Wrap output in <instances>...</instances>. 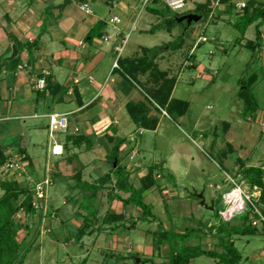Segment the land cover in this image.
Wrapping results in <instances>:
<instances>
[{"label": "rangeland", "instance_id": "1", "mask_svg": "<svg viewBox=\"0 0 264 264\" xmlns=\"http://www.w3.org/2000/svg\"><path fill=\"white\" fill-rule=\"evenodd\" d=\"M3 1L0 0V15L4 13ZM199 2L203 0H189L186 7L178 12L166 7L162 13L153 14L148 8L160 10V7L147 4L143 8L142 0H134L131 21L128 22L123 14L115 10L108 14L106 5L90 1L105 28L111 26L108 22L111 15L120 16L122 22L116 25L125 27L124 34H128L124 36L127 44L123 46L122 55L136 50L137 44L150 48L145 54L147 59L152 62L155 58V63L158 61L159 67L169 77L159 84L174 79L170 98L185 101L188 107L182 116L170 113L166 107L161 109L151 99L153 88L142 85L144 97L152 104L146 98L143 103L151 106L152 115L157 118L156 129L144 131L141 135L138 130L133 131L131 135L136 138L138 152L132 162L128 157L122 158L128 151L126 149L118 150L117 156L119 165L125 163V171L133 175L129 182L135 187L140 186L141 178L148 171L152 172L158 185L145 193L144 201L152 205L151 212L155 218L141 221V211L131 205V216L114 233L102 223L108 212L117 214L118 207L123 206L116 199L108 200L113 183L101 188L91 206L88 199L91 191L69 190L65 183H52L50 165L46 166L48 171L45 172L46 147L51 144L48 129L40 130L39 143L34 149L30 145L27 148L28 153L37 157V173L33 168L31 171L26 168L25 158L17 149L19 142L10 137L4 143L13 148L9 162L18 161L26 168L24 174L15 172L13 178L21 186L42 182L45 177L50 180L43 197L35 200L39 211L28 215L19 210L14 217L21 246L30 244L22 264H81L83 260L85 264H161L168 260V244L165 240L158 244L156 240L161 229L169 228L177 233L184 232L186 228L197 229L200 237L194 236L187 244H196L199 239L206 250L221 251L217 234L209 230L217 225L214 202L221 197L216 208H223L221 212L225 219H230V225H238L241 221L232 219L245 210L249 204L246 198L258 200L260 190L250 187L240 172L243 167H264V0H232V3L229 0H213L210 15L203 16L198 22L187 25L185 21L178 23L175 20V17L195 13L193 9ZM237 2L245 3L246 9L238 11L235 7ZM254 8L263 11V16L247 26L242 34L243 19L240 17L244 11L247 17L251 16ZM260 22L262 48L251 51L245 43L255 40V28ZM139 30L144 33L136 37ZM199 37L207 41L198 40L201 44L190 52L194 43L197 46ZM17 60L14 59L11 64L16 65ZM251 74L257 77L250 90L258 109L252 115H244L239 97L241 79ZM44 120L48 125V119ZM124 133L127 134V131ZM126 139L129 140L128 137ZM108 152L111 155L112 150ZM92 158H100L98 151L93 153ZM90 168L93 166L88 171ZM136 169L141 173H137ZM96 177L94 173L93 178ZM4 179L8 178L0 175V196ZM114 193L122 199L128 197L127 193L119 190ZM52 208L58 209L57 214ZM93 211L97 213L91 215ZM85 216L92 221V235L84 236L77 242L73 239L75 228ZM256 226L259 231L264 227L263 223ZM260 233L231 237L242 255L241 264H264V234ZM111 254L123 259L109 258ZM124 257L130 258L124 260ZM191 264H216V261L199 257Z\"/></svg>", "mask_w": 264, "mask_h": 264}, {"label": "crops", "instance_id": "2", "mask_svg": "<svg viewBox=\"0 0 264 264\" xmlns=\"http://www.w3.org/2000/svg\"><path fill=\"white\" fill-rule=\"evenodd\" d=\"M62 1L4 0L1 3L4 13L0 15V143L11 154L13 148L4 143L14 137L19 142L17 149L31 159L37 173V157L28 153L27 148L30 145L34 149L35 144L39 143L40 130L47 129V121L44 120L47 115L65 114L67 129L55 135L57 144L62 147V154L56 156L51 153L52 142L50 147H46L45 172L48 171L46 166L50 165L52 183H65L69 190L85 192L87 190L81 189V183L93 182L111 172L108 151L120 141L118 150H128L122 155L123 160L128 157L132 162L138 152L136 138L131 135L133 131L138 130L141 135L147 130L154 131L156 127L145 129L136 126L126 105L146 101L142 87L155 90L162 84H159L161 80L169 77L159 67L158 61L155 63V58L132 74L122 68H113L116 59L125 60L126 63L146 56L150 49L137 44L136 50L122 55L123 46L127 44L124 36L128 35L124 34L125 27L111 24L93 37L87 36L93 25L102 21L101 16L93 11L90 1L101 2L108 7V14L115 10L130 22L134 0H69V5L61 7ZM83 4L90 7L91 13H85L80 8ZM210 4H214L213 0H210ZM49 7H53V10L48 13ZM246 7L245 4L243 9ZM114 16L120 19L117 23L120 24V16L113 14L110 17ZM141 33L144 31L139 30L136 37ZM202 39L205 38L197 39V46L194 43L190 52L201 44L198 40ZM33 41H36V46L30 49L23 46ZM16 58V65L11 64ZM117 64L121 66V62ZM42 71L47 73L46 85L43 91H38L33 88V82L41 77ZM150 107L145 106V116L154 117ZM76 136L81 138L75 143L73 139ZM97 151L100 158H92ZM52 157L54 160H51ZM90 166L93 168L88 171ZM136 170L141 173L139 169ZM94 173L96 178H93ZM110 175L113 183L114 176ZM140 186L134 187L138 189ZM92 201L94 199L89 202L90 205H93ZM120 206V210L125 208L121 211L126 220L131 216V205ZM52 209L57 214L58 209ZM120 210L116 213L121 214Z\"/></svg>", "mask_w": 264, "mask_h": 264}, {"label": "trees", "instance_id": "3", "mask_svg": "<svg viewBox=\"0 0 264 264\" xmlns=\"http://www.w3.org/2000/svg\"><path fill=\"white\" fill-rule=\"evenodd\" d=\"M110 0H106L108 2ZM152 5L160 7L158 8H148L149 12L153 14L162 13L166 6L162 5L159 0H152ZM211 4L210 0H206L204 3H198L193 11L196 15H199L201 18L203 16H208L211 13ZM246 9V8H245ZM243 9V10H245ZM53 10V7L47 8V11ZM254 13L247 17L246 12L244 11L241 15L240 19H243V27L242 34H244V30L247 26L251 25L255 20L263 16V11L257 10L254 8ZM192 14V13H191ZM178 17H175V20ZM167 22H170L169 20ZM238 26V24L236 25ZM261 26V22L256 25L255 28V40H248L245 43V47L250 49L251 51H256V49H261L262 46V36L259 30ZM105 28V23L103 21H97L93 27L89 30L87 36L89 38L93 37L97 32L103 30ZM243 38V37H242ZM27 49H30L32 46H36V41L32 43H25L23 45ZM148 61L146 56L138 58L132 61L122 62L120 59H117V62H121V66L118 68H122L127 71L129 74H132L134 71L138 70L140 66L145 65ZM257 77L255 74H251L248 77H243L241 79V89L239 91V97L243 103V114L244 115H252L258 109V104L256 99L254 98L251 87L255 84ZM173 80H167L162 85L157 87L153 91V97L151 99L158 105L159 108L166 107V109L172 113H176L178 116H182L188 107V103L182 100H175L170 98L171 91L173 88ZM48 89L52 91V87L49 83H47ZM147 99V97H145ZM149 103L152 102L147 99ZM126 110L130 115L134 124L138 127H143L145 129H155L157 125L156 117H147L145 116V104L143 102H137L133 104H127ZM81 136H76L73 139V142H77ZM119 144L115 145L112 149V153L110 155V164H111V172L103 175L102 177L96 179L92 183H81V189L91 191V194L88 195L89 200H95L96 193L104 186H107L111 182L112 174L115 178L113 182V187H111L108 193V200L112 201L114 199L118 200L125 205H133L141 211V215L139 219L142 221L154 219V215L152 214V205L146 203L144 201V195L146 192L150 190L152 187H157V181L152 176V172L148 171L147 174L141 178L140 184L141 186L136 189L129 182V175L125 171L124 166L119 165L118 159V147ZM22 153V151H20ZM23 154V153H22ZM10 153H7L6 147H4L0 143V171L3 177L7 178L2 174V167L9 162ZM23 159L25 158L26 168L29 171L32 170V162L27 155L23 154ZM113 164H115L113 166ZM25 167V166H24ZM25 168V169H26ZM264 167L259 166H248L241 168V176L250 187H256L260 190V195L257 201H251L246 205L245 210L236 214L232 220L239 219L241 221L238 225H230L229 221H224L220 216V212L223 209L222 207L216 208V205L222 200L221 197L214 202V215L217 219V225H213L210 227V231L214 230L218 236V240L220 245L222 246L221 251L215 250H206L203 248V245L200 243V240L197 239L196 244H187V241L192 239L194 236L200 237V232L197 229L186 228L184 232L177 233L171 228L169 229H161L159 232V238L156 240L158 244L162 243L164 240L168 244V260L167 262L161 264H191L194 259L199 257H205L216 261V264H241L242 255L235 247L232 236H245V235H255V234H264V227L259 231L257 226H253L251 224L252 219L258 218V215L254 212L256 209L260 215L264 219ZM31 169V170H30ZM33 173V172H32ZM24 174V173H21ZM34 174V173H33ZM35 175V174H34ZM39 182V181H38ZM2 195L0 196V264H22L24 260V255L29 251L30 244L26 247L21 246V242L17 238V225L14 221V217L19 210H24V212L28 215H34L38 211L39 207H36L35 200L39 198L36 197L34 184H25L21 186V184L12 178L4 179L1 183ZM119 190L128 194L126 199H122L120 196L115 195V191ZM21 198V199H20ZM20 199V201H19ZM223 202V201H222ZM40 214V213H39ZM95 211L92 212L91 215H94ZM88 216V215H87ZM85 216L82 223L75 228V233L73 239L79 242L84 236L91 235L92 230L91 220ZM124 215L123 214H115L114 212H108L102 220V223L107 225L110 231L118 230V228L122 227L124 224ZM264 225V223H263ZM37 232L39 231L38 226ZM28 229L26 228V232ZM38 235V233H37ZM36 235V236H37ZM21 252H24L22 254ZM109 258H114L116 260L123 259L117 254L108 255ZM130 257H124V260H128ZM135 261V259H134ZM85 260L81 262V264H85ZM144 262H147L144 261ZM135 263V262H134ZM155 264V263H151Z\"/></svg>", "mask_w": 264, "mask_h": 264}, {"label": "built area", "instance_id": "4", "mask_svg": "<svg viewBox=\"0 0 264 264\" xmlns=\"http://www.w3.org/2000/svg\"><path fill=\"white\" fill-rule=\"evenodd\" d=\"M152 0H142V6L145 7L147 4H151ZM160 3L164 4L168 9H170L172 12H178L183 10L187 2L189 0H159ZM236 9L239 11L245 7L244 3H237L235 5ZM85 13H91V9L87 4H83L80 7ZM108 22L110 24H117L120 22V19L116 16L110 17ZM205 40V39H202ZM117 59L113 63V68H117ZM20 68V67H19ZM47 75L46 72H41L40 76L34 80L33 82V88L38 91H43L45 88V76ZM48 119V134L52 142V148H51V153L56 156H60L62 154V147L57 144L55 135L59 132L65 131L67 129V118L65 114H57V113H52L47 115ZM2 174L6 176L7 178H12L17 172L19 175L21 173H25L26 169L21 165L20 162L15 161V162H7L3 167H2ZM50 180L45 177L43 178L42 182L39 183H34V189L36 196L40 199L43 197L44 191L46 187L49 185ZM249 203L251 202L248 198H246ZM224 202H226V205L228 208L230 207L229 202L227 199H224ZM37 207V206H36ZM242 212V211H241ZM254 212L258 215V218L252 219L251 224L253 226H256L258 224L264 223L263 217L260 215V213L255 209ZM222 214V212H220ZM224 221H228L230 219H225L224 214L220 215Z\"/></svg>", "mask_w": 264, "mask_h": 264}, {"label": "water", "instance_id": "5", "mask_svg": "<svg viewBox=\"0 0 264 264\" xmlns=\"http://www.w3.org/2000/svg\"><path fill=\"white\" fill-rule=\"evenodd\" d=\"M69 3H70L69 0H65L64 3L61 5V7H65ZM200 19H201V17L199 15L190 13V14H185V15H182V16L178 17L176 19V21L178 23L182 22V21H185L187 25H190L193 22L194 23L198 22Z\"/></svg>", "mask_w": 264, "mask_h": 264}]
</instances>
